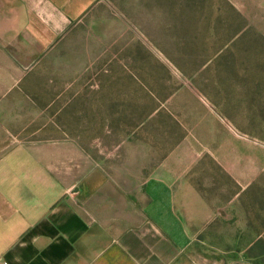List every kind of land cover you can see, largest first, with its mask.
<instances>
[{"label": "rangeland", "instance_id": "rangeland-1", "mask_svg": "<svg viewBox=\"0 0 264 264\" xmlns=\"http://www.w3.org/2000/svg\"><path fill=\"white\" fill-rule=\"evenodd\" d=\"M226 2L251 26L241 40H230L239 20ZM34 81V93L0 104V154L75 136L103 156L107 141L138 135L162 155H196L197 189L238 205L253 241L264 238V0H103ZM202 240V256L229 251L213 235Z\"/></svg>", "mask_w": 264, "mask_h": 264}, {"label": "crops", "instance_id": "crops-1", "mask_svg": "<svg viewBox=\"0 0 264 264\" xmlns=\"http://www.w3.org/2000/svg\"><path fill=\"white\" fill-rule=\"evenodd\" d=\"M102 1L0 0V104L35 92L36 71ZM161 151L131 133L103 156L75 136L4 151L0 264H257L251 218L197 189L196 155ZM211 235L229 251L200 255Z\"/></svg>", "mask_w": 264, "mask_h": 264}, {"label": "trees", "instance_id": "trees-1", "mask_svg": "<svg viewBox=\"0 0 264 264\" xmlns=\"http://www.w3.org/2000/svg\"><path fill=\"white\" fill-rule=\"evenodd\" d=\"M225 6L226 8L229 9V12H231V14H233V16H235V18L239 20V24L237 25V28L232 34L230 40H232L236 36H237V40L243 39L249 33L251 26L250 25L248 26L249 23L231 3L226 2ZM232 44L234 43L232 42ZM249 225H252V223L250 222ZM247 254L250 258H254L257 256H264V238L261 237L258 240L252 241V243L249 245L247 249ZM255 263L259 264L257 261Z\"/></svg>", "mask_w": 264, "mask_h": 264}, {"label": "built area", "instance_id": "built-area-1", "mask_svg": "<svg viewBox=\"0 0 264 264\" xmlns=\"http://www.w3.org/2000/svg\"><path fill=\"white\" fill-rule=\"evenodd\" d=\"M3 264H7V263H3Z\"/></svg>", "mask_w": 264, "mask_h": 264}]
</instances>
